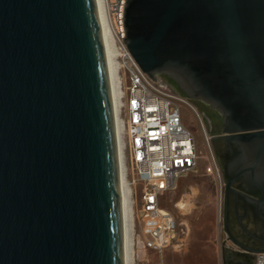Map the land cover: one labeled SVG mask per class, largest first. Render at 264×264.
<instances>
[{
	"label": "water",
	"instance_id": "obj_1",
	"mask_svg": "<svg viewBox=\"0 0 264 264\" xmlns=\"http://www.w3.org/2000/svg\"><path fill=\"white\" fill-rule=\"evenodd\" d=\"M124 30L143 72L219 114L212 139L241 152L226 192L263 189L264 0H126ZM0 264H123L96 0H0Z\"/></svg>",
	"mask_w": 264,
	"mask_h": 264
},
{
	"label": "built area",
	"instance_id": "obj_2",
	"mask_svg": "<svg viewBox=\"0 0 264 264\" xmlns=\"http://www.w3.org/2000/svg\"><path fill=\"white\" fill-rule=\"evenodd\" d=\"M102 1L107 27L120 51L121 94L116 117L121 127L123 180L131 202L134 264L139 251L159 253L175 239L180 220L164 202L178 180L197 174L205 158V173L219 183L221 208L222 174L213 151L199 148L194 131L186 124L184 110L195 112L190 100L175 91L163 76L151 79L127 51L126 0ZM204 141L209 144L206 132ZM253 264H264V252L254 255Z\"/></svg>",
	"mask_w": 264,
	"mask_h": 264
},
{
	"label": "rangeland",
	"instance_id": "obj_3",
	"mask_svg": "<svg viewBox=\"0 0 264 264\" xmlns=\"http://www.w3.org/2000/svg\"><path fill=\"white\" fill-rule=\"evenodd\" d=\"M190 103L196 113L184 110L187 125L194 131L199 148L204 152L210 149L215 154L212 136L217 112L203 102L190 100ZM205 132L209 144L204 141ZM206 163L203 158L197 174L179 179L176 189L164 202L180 220L173 242L159 253L139 251L134 264H232L226 260L224 251L227 239L222 228L219 183L205 173ZM180 202H184L185 207H181Z\"/></svg>",
	"mask_w": 264,
	"mask_h": 264
},
{
	"label": "flooded vegetation",
	"instance_id": "obj_4",
	"mask_svg": "<svg viewBox=\"0 0 264 264\" xmlns=\"http://www.w3.org/2000/svg\"><path fill=\"white\" fill-rule=\"evenodd\" d=\"M213 124V136H217L221 127L218 113ZM212 142L222 174L221 216L227 239L226 260L232 264H253L254 255L264 250V185L262 189L239 177L232 183V190L226 192V183L238 170L241 152L236 143L222 138L214 137Z\"/></svg>",
	"mask_w": 264,
	"mask_h": 264
},
{
	"label": "bare ground",
	"instance_id": "obj_5",
	"mask_svg": "<svg viewBox=\"0 0 264 264\" xmlns=\"http://www.w3.org/2000/svg\"><path fill=\"white\" fill-rule=\"evenodd\" d=\"M102 39L105 49L106 62L108 67V74L110 80L112 105L115 116V133L117 138V149L120 167V194H121V209H122V231H123V264H133V242H132V213L131 202L129 198L128 188L123 180V173L120 162V123L117 120V112L120 104V84L118 79V57L120 51L116 45L105 18V12L102 0H96ZM181 207H185L184 202L179 203Z\"/></svg>",
	"mask_w": 264,
	"mask_h": 264
},
{
	"label": "trees",
	"instance_id": "obj_6",
	"mask_svg": "<svg viewBox=\"0 0 264 264\" xmlns=\"http://www.w3.org/2000/svg\"><path fill=\"white\" fill-rule=\"evenodd\" d=\"M164 78L169 82V83H172L166 76H164ZM174 90L178 92V88H177V85L174 84Z\"/></svg>",
	"mask_w": 264,
	"mask_h": 264
},
{
	"label": "crops",
	"instance_id": "obj_7",
	"mask_svg": "<svg viewBox=\"0 0 264 264\" xmlns=\"http://www.w3.org/2000/svg\"><path fill=\"white\" fill-rule=\"evenodd\" d=\"M186 121V120H185ZM186 124H187V122H186ZM167 207V206H166Z\"/></svg>",
	"mask_w": 264,
	"mask_h": 264
}]
</instances>
